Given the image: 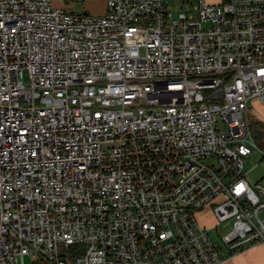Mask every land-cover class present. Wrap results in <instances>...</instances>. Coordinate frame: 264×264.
<instances>
[{
  "label": "built area",
  "instance_id": "2783aa9c",
  "mask_svg": "<svg viewBox=\"0 0 264 264\" xmlns=\"http://www.w3.org/2000/svg\"><path fill=\"white\" fill-rule=\"evenodd\" d=\"M178 1L0 0V264H226L264 244L245 171L264 163V0Z\"/></svg>",
  "mask_w": 264,
  "mask_h": 264
},
{
  "label": "rangeland",
  "instance_id": "374dc122",
  "mask_svg": "<svg viewBox=\"0 0 264 264\" xmlns=\"http://www.w3.org/2000/svg\"><path fill=\"white\" fill-rule=\"evenodd\" d=\"M107 0H52L53 5L59 8H65L69 13H75L77 15H82L84 13L91 16H101L105 10V4ZM218 1V0H210ZM184 4L182 1H178L175 5L172 6L174 11L183 10ZM26 83H29L28 75L26 74ZM251 106L254 109L264 110V104L260 105L257 101H252ZM261 129L264 131V124H261ZM257 145L264 150V139L255 138ZM261 159L260 152L253 154L247 161L245 165V171L249 172L248 179L251 183L255 184L257 182H264V163L259 165L258 162ZM257 165V166H256ZM261 217L264 218V213L261 214ZM200 222L209 229V233L217 242H220V238L224 237L229 231L230 226L228 225H218L216 227V222L210 212L204 211L199 213ZM68 262L72 263V254L68 251ZM26 264H32V259L27 256L25 258Z\"/></svg>",
  "mask_w": 264,
  "mask_h": 264
},
{
  "label": "crops",
  "instance_id": "0c3cea01",
  "mask_svg": "<svg viewBox=\"0 0 264 264\" xmlns=\"http://www.w3.org/2000/svg\"><path fill=\"white\" fill-rule=\"evenodd\" d=\"M105 12L106 4L102 15H104ZM251 113L252 117L258 122L260 126L261 124H264V110L258 108L254 109L252 107ZM226 264H264V244L252 246L243 250L241 253L228 258Z\"/></svg>",
  "mask_w": 264,
  "mask_h": 264
},
{
  "label": "water",
  "instance_id": "95a60500",
  "mask_svg": "<svg viewBox=\"0 0 264 264\" xmlns=\"http://www.w3.org/2000/svg\"><path fill=\"white\" fill-rule=\"evenodd\" d=\"M251 129H252V134L255 138H260V139L263 138L264 133L262 132V130L258 125V122L254 118L251 119Z\"/></svg>",
  "mask_w": 264,
  "mask_h": 264
},
{
  "label": "flooded vegetation",
  "instance_id": "af4514ba",
  "mask_svg": "<svg viewBox=\"0 0 264 264\" xmlns=\"http://www.w3.org/2000/svg\"><path fill=\"white\" fill-rule=\"evenodd\" d=\"M259 125V124H258ZM260 129H261V126L259 125ZM262 130V129H261ZM262 132L264 133V131L262 130Z\"/></svg>",
  "mask_w": 264,
  "mask_h": 264
}]
</instances>
